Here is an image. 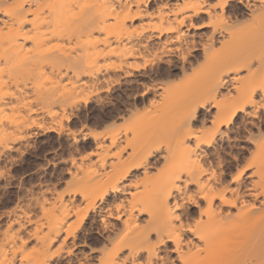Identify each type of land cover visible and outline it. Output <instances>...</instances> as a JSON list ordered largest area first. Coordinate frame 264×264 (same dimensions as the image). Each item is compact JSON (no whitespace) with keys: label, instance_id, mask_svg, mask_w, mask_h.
<instances>
[{"label":"bare ground","instance_id":"1","mask_svg":"<svg viewBox=\"0 0 264 264\" xmlns=\"http://www.w3.org/2000/svg\"><path fill=\"white\" fill-rule=\"evenodd\" d=\"M217 2L0 0V112L4 110L2 89L8 80L17 72L40 68L47 46L58 42L74 40L83 48V54L67 63L64 72L70 74L73 83L81 81L92 87L90 95L96 97L108 92L112 83L126 87L140 84L142 95L154 94L161 88L154 78L182 75L199 57L205 58V65L193 70L200 76L202 89L185 90L179 105L151 119L150 122L158 123L165 116L177 115L176 124L165 138L151 140L142 151L133 149L123 154L122 147L111 154L104 152L88 170L82 169L81 162V173L75 175L78 186L71 197L58 195L50 202V210L40 224L43 233L34 234L41 243L39 257L30 264H51L60 255L65 264H81V260L92 258L99 264L113 255L123 260L138 256L141 251L147 259L157 234L176 235L171 209L183 196L174 186L176 176L186 192L199 193L195 204L187 202L178 210L184 225L179 230L181 251L176 254L181 264L184 260L189 264L264 261V162L260 146L250 141L244 144L247 155L243 163L236 164V172L245 169V174L239 179H231L236 172L227 173L224 169H219L212 180L207 179L214 166L212 157L219 158L216 129L227 131L230 125L221 121L229 119L241 100L250 94L254 97V90L264 84V13L250 9L247 13L225 9L218 12L213 7ZM248 2L255 4L256 0H245V5ZM189 5H203V9ZM8 12L13 15L6 16ZM169 28L176 31H168ZM101 58H109L110 62L101 65ZM109 74L112 79H101ZM233 90H237L235 95ZM178 91L173 86L163 101ZM197 125L198 130H194ZM54 129L52 125L46 128ZM89 133L95 136L92 131ZM4 139V129L0 127V143H4L1 150H11ZM247 163L253 167L246 169ZM157 164L163 166L159 183L139 189V181L148 178ZM188 169L195 174L189 175ZM138 170L143 177L135 175L132 181H122ZM93 179L96 182L89 183ZM179 202L185 203L184 199ZM189 207L196 208L194 215H190ZM96 208L101 236L114 239V246L101 250V257L92 255L90 250L89 255L73 258L69 248L88 243L79 232ZM67 241L70 246H66ZM168 243L175 247L176 241ZM53 247L54 251L49 252Z\"/></svg>","mask_w":264,"mask_h":264},{"label":"rangeland","instance_id":"2","mask_svg":"<svg viewBox=\"0 0 264 264\" xmlns=\"http://www.w3.org/2000/svg\"><path fill=\"white\" fill-rule=\"evenodd\" d=\"M246 20L244 18L243 21ZM195 40H199L198 35ZM82 54L83 48L74 40L51 44L40 61V68L17 72L2 89L4 110L0 112V127L5 133L3 141L12 149L1 150L4 143H0V173H4L0 176V264H30L39 257L41 243L34 234L42 235L40 224L48 214L54 197L62 195L69 198L73 189L77 188L75 175L81 173V162L82 169L88 170L104 152L111 154L122 147L123 154L133 149L142 151L151 140L165 138L176 124L177 115L165 116L158 123L150 122L151 119L165 115L179 105L184 99L185 90L202 89L199 74L193 73L194 69L205 65V58L199 57L197 63L182 75L154 78L161 85L154 94L150 92L142 95L143 85L140 84L126 87L111 82L109 91L101 92L96 97L90 95L92 87L81 81L73 83L70 74L64 72L65 65ZM108 62L109 58L99 60L101 65ZM102 78L112 79L113 76L109 74ZM143 83L146 84L147 80ZM173 86H177L179 91L169 100L165 101L164 98L163 101L162 97ZM236 93L237 90H233L232 94ZM86 96L89 98L85 101ZM151 99L153 102H150ZM73 102L76 107L72 106ZM101 112L108 118L101 117ZM84 124L88 125V131L81 135L77 132V125L83 127ZM50 125L55 129L46 130ZM194 130H198V125L194 126ZM91 131L95 136L89 133ZM65 145L68 156L60 154L59 164L55 156L51 158V167L60 169L53 180V171H49L48 165L42 162L49 159L50 152ZM72 145H78L75 154L71 151ZM69 158L75 159L76 163H69ZM65 165L73 169L71 175L65 173ZM162 170L163 166L157 164L148 173V178L139 181L138 188L157 185ZM230 171L228 169L226 172ZM135 175L143 177L138 170L122 181H132ZM94 181L96 179L89 183ZM189 208L190 215H194L196 208ZM97 211L98 208L90 212L83 226L85 230L81 228L79 232L86 236L88 243L82 247L69 248L71 257L89 255L90 250H93L92 255L101 257V250L108 251L114 246V239L106 240L101 236ZM92 214L94 220L91 221ZM113 222L120 225L119 221ZM66 246H70L69 241ZM64 261L60 255L51 264H65Z\"/></svg>","mask_w":264,"mask_h":264},{"label":"snow or ice","instance_id":"3","mask_svg":"<svg viewBox=\"0 0 264 264\" xmlns=\"http://www.w3.org/2000/svg\"><path fill=\"white\" fill-rule=\"evenodd\" d=\"M18 7H24L23 5H19ZM189 7H200L203 9V5H189ZM214 8L219 10L225 9L229 11H234L239 13L241 11H245L250 9L253 12L259 10L264 13V0H256V3L253 4L248 2L245 5V0H218L216 4L213 5ZM3 11V9H0ZM13 13L8 12L6 16H12ZM24 21H20L23 23ZM181 24L184 23L183 20L180 21ZM196 27V25H193ZM168 31L175 32L176 29L169 28ZM178 51V50H177ZM264 59V57H262ZM147 65H145L146 67ZM255 96L248 95L243 98L240 102V106L238 109L234 110L229 114V119L226 121H221V123H227L230 125V128L227 131H221V129H216V141L215 145L218 150L219 158L213 156L212 159L214 161V166L211 169V174L208 175L207 179L212 180L215 175L218 174L219 169H224L227 171L231 169L236 172V164L244 162V156L247 155V149L244 148V144L246 142H255L262 149L261 158L262 162H264V84L259 87V90H254ZM83 115V113H82ZM191 115V113H190ZM100 116L107 119L103 112L100 113ZM91 120L89 119V123ZM213 125L216 124L214 120ZM88 125L84 124L83 127L77 125V132L81 135L87 133ZM223 137V140L220 137ZM69 143H71V137H69ZM222 145V146H221ZM251 146V145H249ZM78 145H72L71 151L73 154L76 153V148ZM102 147V146H101ZM239 149V151H238ZM233 152L237 154L235 156L232 155ZM63 154L64 156L69 155V151L67 145L63 148H56L54 151L50 152L49 159L43 161L42 163H46L49 167V171H53V180L56 179L55 173H59V167L53 169L52 165V156L56 157V163L59 164V156ZM69 163L75 164L76 160L69 158ZM253 165L251 163H247L245 168L251 169ZM189 175H194L195 171L193 169H188ZM204 170L201 169V172ZM73 169L67 168L65 165V173L71 175ZM245 174V169H241L239 172H236V175L230 177L233 180L239 179L240 176ZM4 175V173H0V176ZM264 176V172L261 173ZM66 178V177H65ZM175 180L177 183L174 185L176 187L177 193H182L183 196L178 197L177 203L173 206L171 211H173V219L176 225L175 231L176 235L173 236L169 234L166 237H160L157 234V239L151 245L150 250L147 252V259H145V253L143 251L140 252L138 256L133 255L132 258H124L123 260L117 259L115 255L110 259H102L99 264H181V260L176 258V254L181 251L180 246V229L184 227L182 224V217L179 214L180 209L184 208L187 202H191L195 204L197 202V198L199 193H191L189 191H185L184 184L180 182V177L176 176ZM187 183L191 184L192 181L188 180ZM63 186V185H61ZM180 199H184L185 203L182 204ZM254 207V206H253ZM187 214V213H185ZM176 241L175 247L171 246L169 241ZM204 251V250H202ZM119 252V249H117ZM81 264H96L94 258L90 261L81 260ZM183 264H189V261L184 260ZM210 264H220V262H210ZM261 264H264V261H261Z\"/></svg>","mask_w":264,"mask_h":264}]
</instances>
